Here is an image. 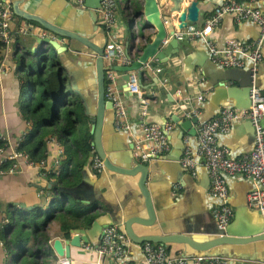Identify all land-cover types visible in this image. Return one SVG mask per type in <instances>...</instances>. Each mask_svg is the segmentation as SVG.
I'll list each match as a JSON object with an SVG mask.
<instances>
[{
    "label": "crops",
    "instance_id": "crops-1",
    "mask_svg": "<svg viewBox=\"0 0 264 264\" xmlns=\"http://www.w3.org/2000/svg\"><path fill=\"white\" fill-rule=\"evenodd\" d=\"M139 2L140 8L142 7V0ZM199 2L201 11L198 22L191 24L194 27H202L206 20L211 17L214 8L223 0H197ZM245 4H254L253 0H239ZM68 2V3H66ZM67 4L72 5L68 0H25V5H30L34 12L43 14L51 20L58 21L65 17L66 12H70ZM24 6V4L22 5ZM73 6V5H72ZM74 7V6H73ZM125 10L128 14H132L129 1H126ZM118 10L116 12L117 17ZM136 20H143L145 24L146 19L142 17L132 18L131 23V41L123 39V46L128 47L129 44H134L136 48H141L138 51L136 60L144 45L150 42L154 35L155 29L143 30V24L140 26ZM169 25L166 27L167 33L172 32L176 24V17L172 16L170 19L165 17ZM190 25V24H189ZM28 29V34L20 33L21 29ZM14 31V39L12 43L2 51L0 58V66L4 69V74L0 78V135L5 136L8 144L13 147L19 138L25 134L29 125L24 121L19 114V104L21 99H26V96H21L20 88L23 83L22 73L20 69V58L24 57L26 63L30 62L31 51L38 47L35 36H43L46 32L38 25L31 24V22L21 18L16 19L12 24ZM123 36V35H121ZM259 37V28L251 21H237L234 16L226 15L221 23L215 27L210 35V39L218 46L222 47L226 40L233 39L240 42L248 43L254 41ZM102 38L99 39L101 41ZM98 41V42H99ZM62 45L76 50L72 47L71 41L60 39ZM41 49H46L41 45ZM178 52L167 63L159 64L156 61H151L154 69L161 70V73L146 70L143 78L142 86H146L147 97L150 102V111L146 116L147 123L149 120H157L162 122V117L167 118L166 122L171 121L170 114H177L180 117H185L184 114L188 110H198L199 116L206 113V105L213 89L207 86L210 83L207 79L200 75V68H195L191 78H186L184 74L183 59L190 57L193 64H201L209 57L208 51L200 40L190 41L188 39L178 41ZM31 50V51H30ZM136 50V49H135ZM264 52V48H263ZM52 51L46 49V54L51 55ZM134 53V52H133ZM30 65V63H27ZM33 64V63H32ZM264 64V57L261 65ZM249 66V64H247ZM248 68V67H246ZM250 68V66H249ZM248 68V69H249ZM65 69V68H64ZM66 70V69H65ZM67 73V80L70 85V77ZM259 77V85L264 90V72ZM237 86L236 82L226 83V88ZM120 89V96L125 104L127 116L131 124L130 133L115 132L105 134V145L110 154L114 153L117 156L128 153L124 151L131 142L138 138L141 133L138 100L134 95H131L124 88V81L122 77L118 80ZM177 91L179 95H177ZM222 91V90H221ZM223 98H229L226 94L227 91H222ZM234 92L233 95H235ZM232 102V100H230ZM231 106L223 104L221 108ZM233 108V107H232ZM219 109V110H220ZM219 112V111H218ZM217 112V113H218ZM152 123V122H149ZM264 123V121H263ZM110 127V126H109ZM251 131L250 125L247 122L233 123L227 134L218 135L217 143L221 146L228 148L232 157H238L245 153L250 152L254 146V138L249 134ZM106 132V126L105 131ZM170 136V152L173 151V142L177 140L176 127ZM195 147V141L191 143ZM61 146L56 140L48 141L46 150V165L50 167L57 157L58 149ZM7 151H10L9 149ZM169 152V153H170ZM168 155V154H167ZM92 157V156H91ZM83 166L79 178H71L72 186L62 184L59 188H75L80 185L85 188L93 189L95 194V201L89 204L84 202V198H73L69 193L66 194V204H75V213L87 211L88 213L97 214L101 223L108 225V210L114 209L116 215L133 216L136 212L145 215L144 197L141 195L138 188L139 175L129 177L119 175L112 171L104 169L101 173H96L92 167L90 159ZM169 157V156H166ZM1 159V158H0ZM65 160V158H64ZM63 160V161H64ZM116 163L122 162L117 159ZM174 162H161V160H153L148 165L154 169L157 175L149 178L147 187L150 194V199L153 208L157 211L160 223L152 228H146L137 224L133 225V231L136 235L141 234H175L182 233L186 236H193L200 240V238H209V234L199 233L198 230L210 225L213 220L212 211L215 207L220 205V200L213 198L209 195V177L203 165L202 160L198 161L197 176L192 177L184 172L180 164L176 163L175 168L169 167ZM64 164V162H63ZM60 168V174L50 179L49 177L42 176L40 169L36 165H27L22 162L14 172H1L0 168V233L3 225L11 224L13 220V210L11 206L19 213L32 210L35 206H43L45 210L51 201V193L49 189L56 184L58 178L63 177L64 165ZM165 164V166H163ZM1 167V164H0ZM162 167V168H160ZM162 169V170H161ZM70 181V180H69ZM227 186L229 189V206L233 211L231 222L234 221L236 205L239 199L245 198L247 202V195L253 190L254 185L250 179L242 176L227 177ZM245 210L241 215V222L249 223L251 217H256L255 221L258 224L263 223L262 216L254 208ZM23 210V211H22ZM12 212V213H11ZM17 213V214H19ZM260 215V216H258ZM264 215V214H262ZM96 218V219H97ZM254 221V222H255ZM16 221L13 220V223ZM117 223V222H116ZM115 223V224H116ZM119 226H118V225ZM116 225L121 229L120 223ZM91 226V225H90ZM90 226L84 228L82 226H75L71 228L89 230ZM27 229V233L30 231ZM50 240L48 245L44 246L41 256L39 257L40 263L46 262L47 264H62V259L59 258L52 248V242L58 238L61 241L63 238L62 233L59 231V224L52 222L45 231ZM101 236L98 231L92 235V242L89 245H96L100 241ZM5 242L2 241L0 236V264H14L12 262V253L7 250ZM263 243L248 244L242 246L238 253L226 258L227 264H264ZM167 253L171 258H189L194 256L195 253L186 245L168 244L165 245ZM226 250H231L232 247L225 246ZM130 261L133 264H145L140 250L136 246L130 247L129 254ZM70 264H118L116 260L111 257H100L97 254L87 251L84 246L74 248L71 247Z\"/></svg>",
    "mask_w": 264,
    "mask_h": 264
},
{
    "label": "water",
    "instance_id": "water-1",
    "mask_svg": "<svg viewBox=\"0 0 264 264\" xmlns=\"http://www.w3.org/2000/svg\"><path fill=\"white\" fill-rule=\"evenodd\" d=\"M102 0H85V9H78L70 4H67L70 12L65 13V17L51 20L43 14L36 13L30 5H25V0H12L11 8L16 17L23 20L33 22L43 29L46 34L43 36H35L38 47L32 50V54H36L38 68L44 61V68L48 66L50 61L47 58L46 49L50 46L54 49L60 63L65 68L70 77V86L78 95L83 106L84 114L90 119V134L93 136L92 147L96 155L101 159L104 169L112 171L119 175L134 177L139 175L138 188L141 195L144 197L145 215L136 212L133 216L116 215L113 208L108 210V225H116L120 223L123 226V231L132 243L140 245L144 242L154 244H179L188 246L194 253V256L204 257H223L229 258L231 255L238 253L242 246L248 244H264V215L260 214L263 219L262 224H258L256 217L252 216L249 223L241 222L240 215L245 210H250L245 198L239 199L236 205L234 221L224 229L217 228L214 216L209 226L198 230L199 233L209 234V238H193L182 233L175 234H141L136 235L133 231V225L137 224L142 227L152 228L160 223L157 211L153 208L150 194L147 187L149 178L157 175V165L151 169L150 165L141 163L133 158L132 149L133 142L125 147L123 153L119 156L106 150L105 134L111 135L119 132L114 127V112L110 101L105 100V76H104V60L103 53L107 43L105 30L98 24L97 10L101 7ZM68 3V2H66ZM24 4V6H22ZM251 7H259L264 10V2L258 1L250 5ZM200 5L197 0H142V7L137 17L146 19L143 24V30L155 29V35L150 42H147L139 57L134 60L130 66H114V70L123 73L122 80L124 88L127 90L125 82L128 79L127 72L138 71L139 74H144L146 70L142 68L151 61H156L159 64L167 63L178 52V41L172 39L168 44L162 45L161 42L168 34L166 26L163 23L165 17H176L178 29H183L189 24L198 22L200 16ZM132 23V22H131ZM65 39L78 44L76 50H71L69 47L61 44L60 39ZM97 38H102L101 41H96ZM41 45L46 49H41ZM264 44L262 47V54ZM262 63V62H261ZM261 63L257 67L254 85L260 87L259 77L264 72V64ZM249 64V66H247ZM184 74L186 78H191L193 70L200 68V75L207 79L210 83L207 86L214 91L208 99L206 105V113L202 116H194L191 118L180 117L177 114H170L169 118L176 127L177 140L173 142V151L168 155L159 158L161 162H174L169 167L175 168V164L180 161L184 149V138L189 139L190 144L195 141L196 124L205 122L213 118L223 104H229L235 110L248 109L250 107L249 90L252 85L251 64L247 62L243 68L225 69L212 63L211 59L204 60L201 64H193L190 57L183 59ZM248 67V68H246ZM24 70V69H22ZM236 82L237 86L226 88L227 82ZM261 89V88H260ZM142 90H147L146 86H142ZM227 91L229 98H223L222 91ZM235 93V95H233ZM232 100V102H230ZM168 118V116H167ZM167 118L162 117V122L157 120H149V122L163 125ZM148 122V123H149ZM250 125L251 131L249 134L254 138L253 128L249 121H245ZM106 126V132L105 131ZM110 126V127H109ZM173 132V131H172ZM169 133V137L172 136ZM170 142V138H169ZM192 145V144H191ZM169 156V157H166ZM121 159L122 162L116 163V160ZM158 160V159H157ZM165 166V164H163ZM181 167V166H180ZM162 168V167H160ZM163 169V168H162ZM161 169V170H162ZM182 169V168H181ZM61 191L69 193L73 198H84V202L90 203L95 201L93 189H86L80 185L75 188H62ZM229 204V200L227 201ZM260 216V215H258ZM255 221V222H254ZM117 222V223H116ZM116 223V224H115ZM101 223L100 218L95 219L89 230L74 229L70 230L71 237L64 241L56 238L52 242V248L56 255L70 264L71 247L78 248L82 245H87L92 242V235L99 233L103 227L108 226ZM118 225V224H117ZM119 226V225H118ZM101 239V238H100ZM100 241L97 242L99 244ZM225 246L232 247L231 250H226ZM262 255H264V246ZM188 256L189 264H192L191 258Z\"/></svg>",
    "mask_w": 264,
    "mask_h": 264
},
{
    "label": "built area",
    "instance_id": "built-area-1",
    "mask_svg": "<svg viewBox=\"0 0 264 264\" xmlns=\"http://www.w3.org/2000/svg\"><path fill=\"white\" fill-rule=\"evenodd\" d=\"M74 7L85 9V0H68ZM254 3L264 0H253ZM12 0H0V42L4 49L12 43L14 31L12 24L15 21V14L11 8ZM98 24L106 33L107 43L104 48V76L105 93L104 98L110 101L114 112V127L119 132L130 133L129 122L125 104L120 96L118 80L123 73L115 71L114 66L128 67L134 61L133 54H129L127 47L119 42V36L114 33L116 24V0H102L101 7L97 11ZM232 15L237 21H251L259 28V37L254 41L244 43L237 40H226L222 47H218L210 35L217 27L224 16ZM164 25H169L163 20ZM177 24V23H176ZM20 33L28 34V29H21ZM172 39L182 41L200 40L206 47L212 63L219 67L243 68L247 62L251 64L252 85L249 90L250 107L248 109L235 110L223 107L210 120L196 124L195 147L184 138V149L179 164L182 170L192 177L197 176L198 161L202 160L209 177V195L220 200V205L212 211L217 228L224 230L231 222L233 211L227 201L229 200V189L227 177L242 176L250 179L254 185L253 190L247 195V205L264 214V90L254 85L258 65L263 60L262 47L264 44V10L259 7H251L239 0H223L214 8V12L202 27L187 25L178 29L176 25L170 35H166L161 44L166 45ZM150 70L161 73V70L154 69L153 64L148 62L142 70ZM4 69L0 66V78ZM128 79L125 82L128 92L138 100L139 119L141 133L133 141L132 154L137 161L147 164L153 160L169 154L170 142L169 133L175 128L172 121L163 125L147 123L146 116L150 111V102L146 90H142V82L145 75L138 71L127 72ZM177 95L179 92L177 91ZM198 110H188L184 116L191 118L198 116ZM249 121L254 132L253 149L238 157H232L228 148L217 143V136L227 134L233 123ZM24 135V134H23ZM22 138V137H21ZM18 141L11 147L5 136L0 135V140L6 143V147L0 149V164L10 161L11 165L4 172H14L21 167L22 162L27 165H36L42 176L48 174H60V168L65 158L63 148L58 149V154L50 167L46 161L38 163L31 162L27 155L17 152ZM55 140V139H51ZM50 140V141H51ZM49 141V142H50ZM10 151H7V150ZM91 167L96 173L104 170L101 159L94 155L90 159ZM3 172V171H1ZM84 249L97 254L100 257H111L118 264H133L130 261V247L136 246L140 250L145 264H189L188 258L169 257L166 247L163 244L144 242L140 245L132 243L125 232L117 225L105 226L101 230L100 243L96 245H83ZM192 264H227L228 260L223 257L194 256Z\"/></svg>",
    "mask_w": 264,
    "mask_h": 264
},
{
    "label": "trees",
    "instance_id": "trees-1",
    "mask_svg": "<svg viewBox=\"0 0 264 264\" xmlns=\"http://www.w3.org/2000/svg\"><path fill=\"white\" fill-rule=\"evenodd\" d=\"M140 49L134 44L127 47L133 58L137 57ZM3 50L0 42V58ZM52 53L46 55L51 60L50 67L44 68L43 61L40 69L31 62H27L30 65L27 64L24 57L20 58V69L27 70L28 73L31 95L24 108L19 106V114L28 123L29 129L18 142L16 151L27 155L31 162L38 163L46 160L47 143L55 139L63 148L65 169L62 170L63 177L58 178L56 184L49 189L51 201L48 208L44 210L43 206H35L32 210L19 213L11 206V218L16 222L13 223L12 220L11 224L3 225L0 236L7 250L12 253L14 264H47L45 261L40 263L39 257L43 247L49 243L50 238L45 231L52 222H57L63 238L69 239L71 228H87L97 218V214L87 211L75 213L74 208L77 205L66 204V194L59 188L64 183L72 186L71 178H79L88 158L96 153L91 145L93 136L90 134V119L84 114L78 95L68 85L66 70L58 56L55 51ZM31 55L37 57L36 54ZM24 90L25 85L22 83L20 93L23 97ZM5 145L6 143L0 140V149L5 148ZM10 165V161L3 163L1 171L8 170ZM47 177L53 179L55 175L51 173Z\"/></svg>",
    "mask_w": 264,
    "mask_h": 264
},
{
    "label": "rangeland",
    "instance_id": "rangeland-1",
    "mask_svg": "<svg viewBox=\"0 0 264 264\" xmlns=\"http://www.w3.org/2000/svg\"><path fill=\"white\" fill-rule=\"evenodd\" d=\"M126 1H129L130 3V8L132 10V14L130 16V14H128V12L125 10V5H126ZM116 8L118 10L117 17H116V24H115V29H114V33H116L117 35H123V36H119V42L123 43V39H127L131 41V36H132V32H131V22H132V18L137 17V14L139 13V11L141 10L139 2H137L136 0H116ZM137 24L139 23V25L141 26L144 21L142 20H136ZM61 39V38H59ZM100 38H97L96 41H99ZM72 47H76V49L78 48V44L77 43H71ZM49 51H53L54 49H52L50 46L48 47ZM72 50V49H71ZM31 51V50H30ZM32 52V51H31ZM53 54V53H52ZM31 55V53H30ZM30 62L33 63L36 67L38 66L39 61L37 60V57H32V55L30 56ZM51 65V60L48 62V66L50 67ZM34 66V68H36ZM27 70L23 71L22 73V81L25 85V96L26 99L22 98L21 103L19 104V106L21 107H25L26 106V102L30 99V95H31V84L30 81H28L27 79ZM78 99L80 100V98L78 97Z\"/></svg>",
    "mask_w": 264,
    "mask_h": 264
},
{
    "label": "bare ground",
    "instance_id": "bare-ground-1",
    "mask_svg": "<svg viewBox=\"0 0 264 264\" xmlns=\"http://www.w3.org/2000/svg\"><path fill=\"white\" fill-rule=\"evenodd\" d=\"M196 128V127H195ZM62 264H67L66 261H62Z\"/></svg>",
    "mask_w": 264,
    "mask_h": 264
}]
</instances>
